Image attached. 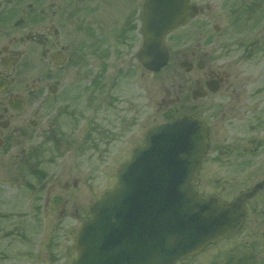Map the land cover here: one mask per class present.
<instances>
[{"label":"rangeland","instance_id":"rangeland-1","mask_svg":"<svg viewBox=\"0 0 264 264\" xmlns=\"http://www.w3.org/2000/svg\"><path fill=\"white\" fill-rule=\"evenodd\" d=\"M112 1V12L102 19H110L116 30L126 19L129 4L117 8L118 0ZM192 1L200 11L171 35L167 43L172 48V58L166 68L158 73L145 70L138 77L137 68L131 67L130 75H124L121 63H114L109 78L115 101L123 97L129 114L135 108V117L141 109L145 132L185 112L207 121L211 128L210 153L199 172V180L207 184L233 172L235 164H219L216 154L237 152L239 134L264 136V5L258 3L264 4V0ZM25 27L26 23L18 24L14 31L19 35ZM24 49L32 55L37 47L26 44ZM192 50L203 55V59L206 55V62L216 70L230 65L237 74V101L231 95L235 92L227 89L214 100L193 99L192 90L200 71L196 67L186 71L178 63L184 53ZM113 57H118L116 50ZM22 61L29 75L28 71L22 74L18 66V84L37 81L41 64L36 59ZM103 65V60H99L96 74L95 69L91 73L87 67L89 80L95 75L103 76ZM29 101L25 112L42 105L40 97L35 104L34 99ZM30 118L38 121L36 128L31 129L27 123L25 132L15 142L11 139L9 144L0 145V264H69L77 255L74 244L81 216L88 212L95 194L101 195L115 176L105 175L106 167L99 160L83 161L81 158L90 156L91 151L75 137L63 143L58 135L43 132L46 126L41 115ZM142 132L141 123L129 127V136L125 137L130 151L142 140ZM121 135L107 145L106 154L117 155V146L125 142ZM121 162L111 159L109 165L116 168ZM232 185L227 188L234 193L237 186Z\"/></svg>","mask_w":264,"mask_h":264},{"label":"flooded vegetation","instance_id":"flooded-vegetation-1","mask_svg":"<svg viewBox=\"0 0 264 264\" xmlns=\"http://www.w3.org/2000/svg\"><path fill=\"white\" fill-rule=\"evenodd\" d=\"M145 2L146 0L116 1L117 8L129 6L126 19L115 30L110 19H102L112 12V0H0V145L9 144L11 139L15 142L25 132L27 123L31 129L36 128L38 121L30 117L41 115V121L46 126L44 133L58 135L64 140L63 143L75 137L80 145L89 147L91 151L90 156L81 158L83 161L99 160L106 167L105 175H115L118 168L111 167L109 160L120 159L121 165L131 156L133 149L142 143L145 130L141 109L135 117V108L129 114V110L123 105V97H117L115 101L109 74L112 73L110 70L114 63H121L125 68L124 75H130L131 67L137 68L138 77L144 75L146 69L140 59V52L145 42ZM258 3L263 7L264 4ZM190 4L200 11L192 0ZM18 16L20 19L17 20ZM25 23L27 27L17 35L14 28ZM175 31L166 38L169 63L172 48L167 42ZM18 44L22 47H17ZM26 44L36 45L37 49L32 55H28L24 49ZM115 50L118 57L114 60ZM205 57L203 59V55L197 51H187L178 63L179 66L181 63L187 64L191 71L195 67L200 71H196L198 76L195 89L203 99L214 100V97L227 89L235 92L231 95L237 101L236 72L230 65L227 68L220 66L216 70L206 62ZM25 58L30 62L36 59L41 64V73L37 81L31 84H18V66L21 67L22 74H27L24 71L29 70L25 68V61H22ZM99 60H103L105 64L102 66L103 76L97 78L95 75V78L89 80L92 69L97 73ZM87 67L91 68V73L87 71ZM222 68L224 70L220 71ZM28 75L24 77L27 78ZM4 85L6 86L3 87ZM217 86L219 90L213 92ZM39 97L42 105L37 104V107L25 112L29 98L34 99L35 104ZM19 102L23 103L20 110ZM135 123H141L143 137L131 152L126 137L129 136V127ZM209 130L210 140V126ZM120 134L125 142L121 141V146H117V155L106 154L107 145L112 144L115 139L119 140ZM83 154L85 155L84 152ZM216 158L222 165L226 162L235 164L231 168L233 172L224 173L217 179L207 181V184L199 180L198 173L195 185L205 196H212L225 204H237V228L175 264H223L229 259H234L233 264H262L264 136L239 134L237 152H219ZM227 175L231 177H226ZM76 183L74 184L77 185ZM114 183L113 177L106 189L113 187ZM231 184L237 186L234 193L227 188ZM206 190L215 192L208 193ZM225 190L227 192L223 194ZM95 195L88 206V212H85L83 218L81 216V222L89 217L90 206L98 200V195Z\"/></svg>","mask_w":264,"mask_h":264},{"label":"water","instance_id":"water-1","mask_svg":"<svg viewBox=\"0 0 264 264\" xmlns=\"http://www.w3.org/2000/svg\"><path fill=\"white\" fill-rule=\"evenodd\" d=\"M190 16L189 0L145 2L140 58L148 70L167 65L165 37ZM208 133L201 118L187 113L148 130L118 170L116 186L92 206L73 264H175L237 228V204L205 197L194 185Z\"/></svg>","mask_w":264,"mask_h":264}]
</instances>
